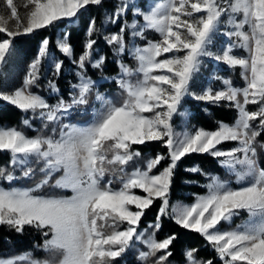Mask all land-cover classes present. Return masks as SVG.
I'll return each instance as SVG.
<instances>
[{"label": "snow or ice", "instance_id": "snow-or-ice-1", "mask_svg": "<svg viewBox=\"0 0 264 264\" xmlns=\"http://www.w3.org/2000/svg\"><path fill=\"white\" fill-rule=\"evenodd\" d=\"M104 2L24 0L21 13L14 0H4L0 70L15 57L16 38L58 24L67 28ZM118 23L117 31L104 34L105 25ZM148 32L158 39H148ZM70 36L43 37L20 86L0 92V101L25 114L20 126L0 124V152L9 155L0 166V226L39 233L38 247L51 257L35 258L29 250L0 255V264H120L137 244L146 248L139 261L171 264L178 236L158 238L165 218L201 235L221 264H264V161L257 151L264 150L257 139L264 133V0H148L144 6L118 0L99 26L96 17L87 20L78 56ZM101 37L119 68L108 78L118 88L112 95L88 75L89 66L103 71L107 60L97 47ZM53 47L77 69L67 99L56 83L65 61ZM206 60L239 69L243 85L214 73L195 91ZM43 79L54 103L40 92ZM186 98L235 109L236 119L217 121L214 130L190 127L187 119L177 125L174 117L187 116L180 111ZM78 115L86 118L73 123ZM35 121L40 128L29 136L24 129ZM150 142L166 153L144 159L139 146ZM191 154L214 158L231 178L194 165L186 171L206 178L205 193L193 194L191 204L171 203L178 165ZM21 179L31 186H15ZM157 201L154 221L142 227ZM241 214L247 218L234 224ZM197 253L186 248V264H213Z\"/></svg>", "mask_w": 264, "mask_h": 264}, {"label": "trees", "instance_id": "trees-1", "mask_svg": "<svg viewBox=\"0 0 264 264\" xmlns=\"http://www.w3.org/2000/svg\"><path fill=\"white\" fill-rule=\"evenodd\" d=\"M118 1L117 0H105L103 6H92L85 14L81 21H77L75 24L65 28L63 24H58L54 28L46 30H39L37 33H33L27 36H21L16 38L15 44L17 52L15 57L5 66L0 72V92L2 90H8L11 87L19 86L27 72L28 64L36 56L39 43L41 39L48 36L54 42L61 29L65 28L66 31L71 33L70 41L74 46L75 54L78 56L82 50L85 42V28L87 20L90 17H96L97 25L104 19L105 13H111ZM128 19L131 16L128 15ZM119 26V23L114 26L113 29ZM108 30L107 25L104 26V34L106 35ZM98 50L101 55H105L107 60L105 62L103 71L93 69L89 66L88 75L93 80L100 81V91H104L109 95L115 94L118 91L116 84L108 79L118 74L119 68L116 63V57L112 53L111 46L107 45L103 38L98 40ZM57 57L63 59L66 65V71L63 75L56 78L57 86L60 89V94L67 99V93L70 91V84L76 82L75 72L76 66L73 65L68 59L64 57L57 49L53 47ZM124 61L130 66L134 67L135 62L128 57H124ZM46 75L51 78V71L46 70ZM225 76L231 78L234 85L242 86L243 81L240 79L239 69L235 71L226 70ZM40 92L42 95L49 97V102L54 103L56 95L49 92L47 88V79L41 81ZM184 106L190 111L188 118L189 125L194 127H204L206 129L213 130L216 128L217 121H225L227 123H233L236 119L237 113L235 109L226 106H211L205 102L196 101L193 98H186ZM250 110H255L256 106L250 105ZM206 109V110H205ZM25 118L20 110L11 106L3 101H0V124L6 126H20V122ZM86 117L77 116L72 122H78ZM40 128V123L35 121L31 130L24 129L29 136L37 134L36 129ZM258 142L264 143V133L257 138ZM234 144L227 143L225 148H230ZM139 150L142 153L144 159L149 156H155L157 153L164 154L166 149L159 142H150L146 145L139 146ZM258 153L261 154V160L264 161V150L258 148ZM9 161V155L5 152H0V166L7 165ZM140 165L143 166V160L140 161ZM199 165L204 171L218 174L222 179H230L231 177L225 172V170L216 162V160L206 154H191L184 158L178 165L176 175L173 181V187L171 192L170 202L174 200H182L186 202H193V194H201L206 191L203 185L207 182L206 178L199 174H194L186 171V169ZM132 165L131 167H135ZM264 166V164H262ZM131 170V168H129ZM32 181L27 179L19 180L15 186H31ZM5 186H7L5 184ZM159 208V202L147 212L143 218L142 225H147L148 222H152L155 219L157 210ZM175 233L178 236V240L173 248V256L170 258L171 264H186L185 257L183 255L186 248H197V258L203 260H212L213 264H221V261L216 256L213 249L207 245L204 238L192 231L184 230L177 226L170 219H163L162 231L158 233V238H163L166 234ZM44 237L33 230H27L24 233H16L5 226H0V255L8 256L12 254H20L25 251L31 250L35 258L39 259H51L49 254L43 251L39 245L43 244ZM58 259V258H57ZM120 264H148L147 262H141L138 260V255L135 251H130L126 256L120 260ZM152 264V263H151Z\"/></svg>", "mask_w": 264, "mask_h": 264}, {"label": "rangeland", "instance_id": "rangeland-1", "mask_svg": "<svg viewBox=\"0 0 264 264\" xmlns=\"http://www.w3.org/2000/svg\"><path fill=\"white\" fill-rule=\"evenodd\" d=\"M118 1V0H117ZM14 2L17 4L18 8L20 9L21 13L24 12V8L22 7L23 3H24V0H14ZM138 2L141 4V6H144L145 4L148 3V0H138ZM0 11L4 12L5 14H7V11H6V8L4 6V0H0ZM128 15L131 16V13H129ZM131 19H132V16H131ZM131 19H128L129 22H131ZM116 25V24H115ZM113 24H107V27H108V30H107V33L108 34L109 32H115L118 30L119 26L116 27L115 29ZM66 31L65 28L61 29V31L59 32V34L61 32H64ZM146 36L148 39H158V36L157 34L153 33V32H148L146 33ZM137 43H142L141 41L137 40ZM215 50V49H213ZM239 54H243L242 51L238 50ZM125 62V61H124ZM126 63V62H125ZM127 64V63H126ZM46 66V65H45ZM135 67V66H134ZM46 70H47V66H46ZM228 70V68L223 65V64H220V65H217L215 62H210V61H205V66L202 67L201 69V73H200V78L198 79L197 81V85L196 87L194 88L195 91H199L202 87H204L210 80L211 76L214 74V73H219V75L225 77V78H228L227 76H225L224 72ZM2 70H0L1 72ZM48 71V70H47ZM20 86V85H19ZM19 86H14V87H11L9 88L8 90H2L1 92H10L12 91L14 88L16 87H19ZM214 87L216 88H219L221 87V83L220 81H215L214 84H213ZM101 92H104V91H101ZM106 93V92H105ZM181 113H186L187 116H177V117H174V121L177 125H180L184 119H187L189 118V115H190V111L188 110L187 107L184 106L183 104V107L181 108ZM190 126V125H189ZM192 127V126H190ZM214 130V129H213ZM234 146V145H233ZM232 146V147H233ZM231 148V147H230ZM18 187H21V186H18ZM138 193H139V190H138ZM205 192L201 193V194H204ZM177 201H182V200H174L173 202L171 203H175ZM184 203H187V204H191L190 202H186V201H182ZM246 214H241V217L240 218H236L234 220V224H239L241 222L242 219H246ZM150 222L147 223V225H142V227H147L148 224ZM234 226V225H233ZM228 225H225V228H227ZM146 250V248L142 245V244H137V247L135 249H133L132 251H135L137 255H139V252L140 251H144ZM148 264H151L152 263V258H150L148 261H147Z\"/></svg>", "mask_w": 264, "mask_h": 264}]
</instances>
